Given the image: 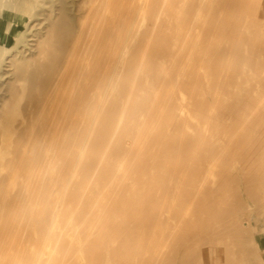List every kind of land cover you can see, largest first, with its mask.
Masks as SVG:
<instances>
[{
    "label": "bare ground",
    "instance_id": "6f19581e",
    "mask_svg": "<svg viewBox=\"0 0 264 264\" xmlns=\"http://www.w3.org/2000/svg\"><path fill=\"white\" fill-rule=\"evenodd\" d=\"M28 1L0 0V264H179L190 237L198 264H221L223 246H249L235 218L216 240L197 232L248 137L216 111L264 0ZM13 21L29 26L10 46ZM209 133L219 150L186 180L187 135ZM263 157L244 195L259 217Z\"/></svg>",
    "mask_w": 264,
    "mask_h": 264
},
{
    "label": "rangeland",
    "instance_id": "374dc122",
    "mask_svg": "<svg viewBox=\"0 0 264 264\" xmlns=\"http://www.w3.org/2000/svg\"><path fill=\"white\" fill-rule=\"evenodd\" d=\"M28 3H30V0ZM258 4L251 13L252 17L255 15L258 20L254 19V17L251 19L246 18L247 22L244 27L246 29L241 32L240 42L237 43V46L239 45L237 56L244 59L245 65L241 67L242 62L239 61V68L236 67L232 71L228 84L234 87L228 86L230 95L226 99V102L216 111L222 117L227 112L232 113L238 119L239 126L245 128V134L248 137L244 144L238 147L239 149L235 147L232 150L234 152L226 155L223 163L217 170L218 175L226 178V180L220 178L223 187L221 200L209 202L210 205L215 207L217 212V217L213 221L214 223L206 224L208 220L214 218V214L211 212L205 215L203 214V218L207 219V221L203 222L204 224H199V231L197 230V235L199 234L201 237L209 236L213 240H216L217 234L223 231L225 222L232 218L241 221V240L247 242L249 246L240 245L239 243L223 246L221 251V264H248L247 259L250 258V255L253 258L257 255L258 259L264 262V190L257 191V198L254 195L255 200H253V195H249L250 202L253 201L254 206L263 214L262 217H259L258 213L249 215V211L247 210V203L249 201L244 196L245 191L249 192V187H247L248 181L250 180V176L247 175L250 172L248 166L249 157L252 155L255 161L261 162V157L264 154V143L262 139L264 136V100L262 99L264 94V23L261 21L263 15ZM222 6L226 5L222 4ZM12 23L13 25L15 24L17 33L14 34L15 37L12 35L10 46L12 43L14 44L15 38L17 39L18 35L22 34L24 30H27L29 26L27 25L28 23L24 27H20L21 24L15 23V21ZM226 39L227 37H224V40ZM238 72L242 74L240 75ZM254 107L256 112L252 117L250 110ZM248 116H251V120L249 121ZM191 137L192 135H187V147L184 153L185 159L187 162H190V167H195V170L189 171L187 174L188 178L186 180L189 181L201 179L204 176L206 162L209 161L212 154H215L219 150V143H216V140L210 133L201 142L193 141ZM235 151L241 152V155L239 157V164L236 169H233L234 167L231 166V161L235 157ZM262 168L264 172V167ZM188 170L190 168L186 172ZM192 185L184 189L185 194L192 193ZM202 201L204 199L199 200L198 206L203 205ZM192 241L193 239L190 237L185 242V247L182 246V249L180 248L183 252H188L189 256L180 260L179 264H198V255L200 252L195 248L194 242ZM251 246L256 247V253L251 252Z\"/></svg>",
    "mask_w": 264,
    "mask_h": 264
}]
</instances>
